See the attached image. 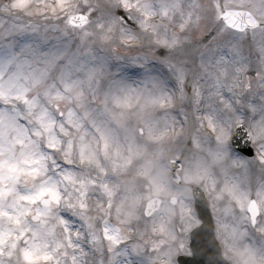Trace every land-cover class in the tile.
Segmentation results:
<instances>
[{"label":"snow or ice","instance_id":"6c2138e0","mask_svg":"<svg viewBox=\"0 0 264 264\" xmlns=\"http://www.w3.org/2000/svg\"><path fill=\"white\" fill-rule=\"evenodd\" d=\"M0 264H264V0H0Z\"/></svg>","mask_w":264,"mask_h":264}]
</instances>
